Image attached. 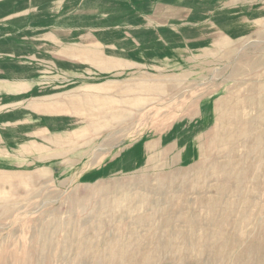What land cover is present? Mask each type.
Returning <instances> with one entry per match:
<instances>
[{"label": "rangeland", "instance_id": "1", "mask_svg": "<svg viewBox=\"0 0 264 264\" xmlns=\"http://www.w3.org/2000/svg\"><path fill=\"white\" fill-rule=\"evenodd\" d=\"M0 264H264V0H0Z\"/></svg>", "mask_w": 264, "mask_h": 264}, {"label": "bare ground", "instance_id": "2", "mask_svg": "<svg viewBox=\"0 0 264 264\" xmlns=\"http://www.w3.org/2000/svg\"><path fill=\"white\" fill-rule=\"evenodd\" d=\"M72 147V146H71ZM72 151V150H71Z\"/></svg>", "mask_w": 264, "mask_h": 264}]
</instances>
